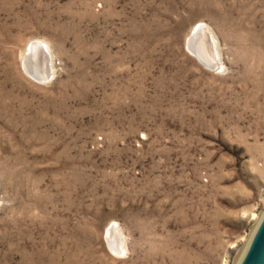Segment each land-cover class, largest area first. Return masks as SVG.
<instances>
[{
    "label": "rangeland",
    "instance_id": "374dc122",
    "mask_svg": "<svg viewBox=\"0 0 264 264\" xmlns=\"http://www.w3.org/2000/svg\"><path fill=\"white\" fill-rule=\"evenodd\" d=\"M262 215L264 0H0V264H235Z\"/></svg>",
    "mask_w": 264,
    "mask_h": 264
},
{
    "label": "water",
    "instance_id": "95a60500",
    "mask_svg": "<svg viewBox=\"0 0 264 264\" xmlns=\"http://www.w3.org/2000/svg\"><path fill=\"white\" fill-rule=\"evenodd\" d=\"M199 39H203L207 45L209 43L215 50L213 35L210 30L203 24H198L196 26L195 30L188 38L187 45L189 47L192 45H196ZM213 55L214 63L216 64L219 60V56L216 52ZM38 60H41L43 70L41 74L36 75L34 66ZM22 63L25 73L38 83H48L54 77V69L52 68V55L43 42L31 41L26 48V54L23 56ZM107 233V236H110L112 233L116 234L120 242L118 253L122 254V238L119 234V230L114 225H111L107 229ZM242 264H264V218L253 241L250 244V247Z\"/></svg>",
    "mask_w": 264,
    "mask_h": 264
},
{
    "label": "bare ground",
    "instance_id": "6f19581e",
    "mask_svg": "<svg viewBox=\"0 0 264 264\" xmlns=\"http://www.w3.org/2000/svg\"><path fill=\"white\" fill-rule=\"evenodd\" d=\"M196 28V27H195ZM195 28L192 30V32L195 30ZM192 34V33H191ZM213 35V34H212ZM213 39H214V44H215V50L213 49V46L211 47V45L208 43V45L204 42L203 39H199L197 41V44L196 45H192V46H188L190 52L197 58V60L199 62H201L202 64H205V66H207L208 68L210 69H213L216 67V65L218 64V62L215 64L214 63V53L216 52L218 54V50H217V43H216V40H215V37L213 36ZM188 41V40H187ZM188 43V42H187ZM215 51V52H214ZM26 54V50L24 52H22V61H23V56ZM219 56V54H218ZM35 74L36 75H39L42 73V62L41 60H38L36 63H35ZM264 218V215H262V217L259 219V221L257 222V224L255 225V227L253 228L252 230V233L250 235V238L248 240V242L246 243L245 247L243 248V250L241 251L240 255L238 256V258L236 259L235 261V264H242L247 252H248V249L250 247V244L251 242L253 241L258 229H259V226L262 222ZM109 240L111 241V244L116 248V249H119L120 247V242L116 236V234H111L110 235V238ZM115 249V250H116Z\"/></svg>",
    "mask_w": 264,
    "mask_h": 264
}]
</instances>
